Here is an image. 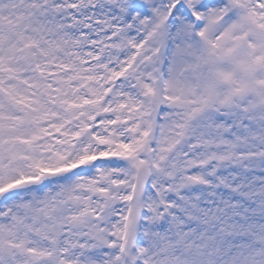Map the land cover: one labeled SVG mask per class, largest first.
Listing matches in <instances>:
<instances>
[{"label":"snow or ice","instance_id":"obj_1","mask_svg":"<svg viewBox=\"0 0 264 264\" xmlns=\"http://www.w3.org/2000/svg\"><path fill=\"white\" fill-rule=\"evenodd\" d=\"M0 264H264V0H0Z\"/></svg>","mask_w":264,"mask_h":264}]
</instances>
